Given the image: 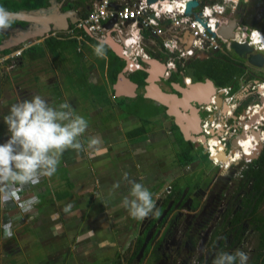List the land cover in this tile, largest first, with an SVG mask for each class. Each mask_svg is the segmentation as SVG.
Returning a JSON list of instances; mask_svg holds the SVG:
<instances>
[{"label": "rangeland", "instance_id": "374dc122", "mask_svg": "<svg viewBox=\"0 0 264 264\" xmlns=\"http://www.w3.org/2000/svg\"><path fill=\"white\" fill-rule=\"evenodd\" d=\"M242 2L243 4L238 2L236 6L237 10L238 7L241 10H239L240 14L238 16V20L241 22L242 17V19L246 20L248 24L256 23L257 26L253 27L263 30L264 28H260V26H264V0H242ZM3 4L6 5L5 7L8 9H11L14 6V0H0V5L3 6ZM247 26L251 27L249 25ZM70 42L71 41H67L66 43ZM114 47L116 46L114 45ZM34 48L37 59L30 60L27 54L21 58H18L17 56L13 58L12 61H7L6 65L4 63L5 66L2 67V71H0V130L2 131L0 144L5 143L9 138L7 125L4 123L3 117L7 115L6 113L9 112L11 105L19 102L20 100L30 99L33 95L42 96L53 106L64 101H68L76 113L83 116L88 121L89 127L85 136L82 138L85 144V150L80 151L79 153L72 149L65 151L60 157L56 173L50 178L41 177L39 179L43 182L37 186L38 188H41L38 190L42 191L40 199H45L44 208H41L40 213L43 214V211L46 209L45 211L47 213L45 211L44 212L48 214L50 219H52L51 225L48 224L42 233H31L30 230H32V227H35L36 225L35 219L34 221H31L29 225L25 226L18 223L17 230H14L10 239H5L0 236V264H18V262L23 261L21 259L24 255L29 258V261L32 264H71L73 262L71 257L78 258V250L75 247V243L79 240V237L82 234L80 233V230L77 233L73 231V229L70 231V229L83 211L85 213L83 225L84 228H86L89 225V220L93 219L91 217L93 211L92 207L94 206L87 207L83 205L84 203L81 204L76 201V198L79 196L78 190L81 192L80 197H85L87 196L86 194L90 192L91 185L89 183H86L85 187H74L72 191L69 192L67 186L62 184L66 181L75 182L77 179L79 182L80 178H77V171L80 168V164H83V162L90 164L93 161L89 156L90 150H87V138L91 137L89 128L96 124L97 117L99 116V108H97L94 104L96 103L95 100L94 102L92 101V96L98 102L100 99L98 94L95 96V93L93 92H88V94L86 93L89 86L85 84L83 73L84 75L87 73V67L90 64H95L94 67H99L101 64V58L96 55L90 56L91 54H89V51L87 52L86 50L81 53V55L77 54L70 46L66 48V51H57L53 55L51 51L49 52V50H47L43 41L36 44ZM105 56H107L106 53ZM12 62L13 65L7 67L8 63ZM188 70L189 73L192 72L191 68H188ZM249 73L250 71L247 75H249ZM252 73L255 75L257 74L255 71L250 74L252 75ZM91 74L87 75V79L89 81H91ZM101 75V79H106V73ZM125 75H128V73L125 72ZM132 79H137V76H134ZM174 80L181 83L179 76H176ZM3 91H5L4 94ZM98 91H100V89H98ZM108 94H111V92ZM124 108L125 110H130L131 112L137 111L138 108L140 111L139 114L142 115V119L154 112H160V109L158 108H155V111H153V109L151 110L150 106L142 104L141 100L133 102L131 106L126 104ZM111 109L113 111V108ZM200 116H203V114H200ZM170 119H172V117L168 115L159 116L158 118L156 117V119L151 117V122L156 120L154 123H161L162 130H155L157 127L152 125L153 123L150 124L151 128H148V124L144 123L143 127L148 128V130L146 131V134H143L144 136H138L135 141V137L129 140L128 138H125L123 134H125V132H131L136 129V127L141 126V121L137 122L133 118L129 119L126 117H120L115 125V130H118L120 135L122 133L121 137H124V141L121 142L123 145H120L127 148V150L124 149L121 152L120 158H124L129 163L127 167L128 181L132 182L138 178L144 185L145 183L143 178L147 177L149 180L148 182L155 183L154 188L156 190V194L153 193V201L155 204L153 213H150L149 216L142 221H137L132 218L130 219L133 228L132 230H136L135 233H133L134 239L131 242L132 244L130 245V248H127V250L123 251L124 253H120L119 257L116 258L115 264H137L140 262L136 258L131 263H129V260L135 250V238L140 234L143 235L145 230H147L148 236H150L152 233H155L156 228L159 226V230L161 232L164 226L168 223V228L166 230L167 236L163 241V243H165L174 235V232L171 234L173 227L177 225L181 226V224L187 227L188 224H186V217L193 214V212H196L199 208L201 209L202 206L206 205L209 201L207 189L212 188L214 185L217 187L216 192L212 191L214 199L210 202V206L213 207V209L217 203L219 204V202L225 198V201L229 204V200L231 198L230 195L234 191L233 183H231V185H227L226 177L220 178L218 172L210 166L204 155L201 154V152L198 151L194 145L190 151L192 152L191 156L193 157V161L183 167L177 164L176 157L179 153V147L177 146L175 136H170V133L167 131L168 124L171 121ZM109 139L110 142L114 140L109 137L101 138V140H104L102 144H105ZM128 141H130L129 145L127 143ZM120 145L118 146L121 147ZM137 156L146 157L145 160H148L146 166L144 164L141 167L139 166L136 160ZM88 164L84 166H86V170L91 173L90 166ZM83 170L85 171V169ZM160 173H163L162 178L159 177ZM87 176H89V173ZM209 177H211V179L214 177L216 181L212 185L208 184L205 188V184L210 180ZM194 182L199 183L198 188L200 190H205L199 198H197L196 195L197 206H199V208L195 207L194 210H190L185 207L184 204L188 202V205L192 200L193 195H195V193H192L191 195L189 194L187 196V201L183 204V206L173 209L165 220L162 221V225L158 218L161 213L167 209V207L162 209L160 207L162 200L167 196L165 193L167 187H172L174 184V187L178 185L179 188L185 187L187 184L188 186H192ZM145 186L147 188H151L149 183H146ZM220 188H222V190H220L219 194ZM61 189H63L64 196L71 197L58 201L56 196L57 194L59 195V191ZM192 191L197 192L194 191V189ZM93 193H96V191L93 190ZM51 197L53 199V201H51L52 203H47L48 199ZM109 199L110 196H106V200L109 201ZM97 202L98 204L100 203V201ZM106 202H101L102 204L99 206L104 205V207L101 208L106 210L107 204H104ZM259 211L264 212V202L260 206ZM126 215L128 216L127 212ZM209 218H211L210 214L202 220L203 222L198 228L200 229L205 227L208 224ZM193 224L194 223L192 222L190 228ZM142 225H144L143 228ZM199 229H197V231ZM97 235L103 237L102 239L107 240V238H110L109 235L111 234L107 231H99ZM158 235L159 234H157V236ZM183 235V232H177V234H175V239L182 238ZM256 241V233H254L247 224L241 241L238 245H236V249L246 252L249 256V251L253 249ZM163 247L164 246L159 247V249H161L159 253L162 252ZM99 251V249L95 250V252ZM107 251L114 252V248H109ZM103 256L107 259L105 255ZM152 256V251H150L142 259L140 264H174L175 252L172 254L170 252L166 253V259H164L161 255L158 256L161 257V261L159 262L155 261ZM170 257L174 258L171 259Z\"/></svg>", "mask_w": 264, "mask_h": 264}, {"label": "built area", "instance_id": "2783aa9c", "mask_svg": "<svg viewBox=\"0 0 264 264\" xmlns=\"http://www.w3.org/2000/svg\"><path fill=\"white\" fill-rule=\"evenodd\" d=\"M189 1L93 0L73 24L58 35L54 31L46 33L41 41L49 36L62 44L71 41L76 52L90 46L91 40L101 44L110 42L118 47L117 55L124 62L125 72L132 74L143 70V62L149 60L144 38H154L159 40V49L171 55L163 64L161 79L168 80L171 72H175L182 88L194 83L185 71L189 60L225 57L239 63L242 67L239 75H234L229 84L213 86L206 102L195 106L199 112L198 132L191 140L219 177H226L227 185H231L241 178L242 170L256 158L264 143V60L257 65L247 57L238 56L231 42L247 43L252 47L251 53L260 54L264 59V31L241 24L237 4L218 8L223 0H194L197 6L186 14ZM194 13L200 16L196 18ZM232 20H235L233 34L225 38L219 30L228 27ZM26 43L28 47L35 42L26 40ZM25 48L26 45L0 51V71ZM12 65L13 62L8 63L7 67ZM249 71L257 74L247 75ZM162 80L160 88L166 91L167 85ZM39 181L17 185L15 199L0 203L2 238H5L4 225L10 223L13 233L18 223L29 225L39 217L42 191L37 186L42 180ZM215 181L213 177L210 185ZM170 191L168 186L165 193L168 195Z\"/></svg>", "mask_w": 264, "mask_h": 264}, {"label": "crops", "instance_id": "0c3cea01", "mask_svg": "<svg viewBox=\"0 0 264 264\" xmlns=\"http://www.w3.org/2000/svg\"><path fill=\"white\" fill-rule=\"evenodd\" d=\"M60 2H62V0H60L59 3ZM47 3H46V5H47ZM46 5H44V6H46ZM3 6L5 7L6 5L3 4ZM24 6L25 5H24L23 0H14L13 8H11V9H8L7 7L6 8L10 11H16L18 9H24V10L29 9L30 10V8H25ZM44 6H42V7H44ZM68 8H65V9H68ZM65 9H61V7H60V10H65ZM82 14H84V13H82ZM76 19H77V17L75 16L74 20H76ZM15 22H19L21 25L25 24L24 21L14 20V23ZM74 22H72V24ZM39 24H42V23H39ZM59 24H61V22H59ZM69 25H71V22H68L66 28ZM65 29L50 30V31L45 32V34L48 32L50 33V32L54 31L58 35L61 31L65 30ZM45 34L42 36V38L45 36ZM3 36L6 37V34H4ZM49 37H51V36H49ZM49 37H47V38H49ZM42 38L32 39V41H34L36 44H38ZM51 38H53V37H51ZM45 39H43V41ZM35 43L33 46L36 45ZM144 43H145L144 50H145L146 54L149 56V60L143 62L144 69L142 71L145 73V77L141 81H134L132 79V75H134L137 71L132 73V74L125 75L124 67L122 68V70L116 71V70H114L115 69L114 66H112L111 68L115 72L113 71L112 72L113 75L111 74V76H109L110 71L107 68L108 67L107 56H104V58H101V64L99 67L98 66L94 67L95 64H90L87 67V73L85 75L83 73V78L86 79L85 84H87L89 86V88H87V90H86L87 91L86 93L88 94V92H93V93H95V96L98 94L99 99H100V101L98 102V101H96V99L92 95H90V96H92V99H93L92 101L94 102V100H95V102H96L94 104L97 106V108H99V111H98L99 116L97 117L96 124L89 128V131L91 132L90 136L91 137L92 136H98L100 138L109 137V138H113L114 140L110 142V139H109V140H107V142L105 144H101L99 149L96 150L95 152L90 151L89 156H90V159H92L93 161L90 164L84 163V162H83V164H80V168L77 171V174H78L77 178H80L79 182L77 181L78 180L77 179V180H75V182H73V181L67 182L66 181V182H64V184H62V185L67 186L68 192H69V191H72V189L74 187H83V186L85 187L86 186L85 184L89 183L91 185L90 192H89L90 194L88 193V194H86L87 196L80 197L81 192L78 190L79 196L76 198L77 199L76 201L81 203V204L84 203L83 205H85L87 207L94 206V207H92L93 211H92V217H91L93 219L89 220V222H88L89 225L86 228H84V225H83V221L85 219V213L83 211V213L80 214V217L78 218V220H76V222H74L72 228L70 229V231L73 229V231H75L77 233L80 230V233L82 234L79 237V240L75 243V247L79 251V252L77 251L78 258L71 257V259L73 261L71 264H115L116 258L119 257L120 253L121 254L124 253L123 251H125L127 249L128 244L133 239V233H135V231H136V230L135 231L132 230L133 228H132V223L130 220L131 218L126 215V212H125L126 210H124L123 208L117 207V205L120 203L121 199L128 194L129 188L131 187V182L123 180V174L127 173V170H128L127 167L129 165V163L124 158H122V159L120 158L121 152L124 149L127 150V148L122 147L120 144H122L121 142L124 141V137L128 138L129 140H131L135 137L134 138V141H135V139L138 136H141V133L137 134L134 137H129L128 134H131V132L129 131V132H125V134H123L124 137H121L122 133L120 135L118 130H115V125L118 122V120L120 119V117H126L129 119L133 118L137 122L141 121L142 115L139 114L140 111L138 110V108H137V111L131 112L130 110H125L124 107L126 106V104L131 106L133 104V102H137L138 100H141L142 104L150 106V108H152L153 111L156 110L155 108H157V106L163 107L159 104H156L152 100L145 98L146 87L148 85L147 79L150 76V74H152V72H153L154 76L156 77V79L154 81L155 86L157 88H160V85L158 82L159 81L161 82V80H162L161 79V73H162L163 67H164L163 64L165 63V61L168 58L171 57V55L164 53L163 51H161L159 49V46L157 45L159 43V40L146 36L144 38ZM65 44L66 43H64V45L61 44L62 47H60V48L53 49L52 54L54 55V53L57 51L58 52L66 51L67 47L65 46ZM24 45H26V49L32 46V45H30L27 47V43L25 40V41L19 43L18 45L14 46V47L6 48L7 49L6 52L12 51V50L19 48V47L22 48V47H24ZM103 45L108 46V48L110 49L112 54L119 59V57L117 55V51L115 50L116 47L113 48L114 47L113 44H111L110 42H106ZM47 50H49V52L52 51V49H50L48 47H47ZM85 50L87 52L89 51V54H91L90 56L95 55L92 45L91 46H84L80 52H76V50L73 49V51L75 53L80 54V55ZM120 61H122V60L120 59ZM91 70H92V72H91ZM104 73H106V79H101L102 78L101 74H104ZM88 74H91V81H89L87 79ZM176 76L177 75L175 72H171L169 79L165 80V81L162 80V81L170 89L171 85L173 86V84H177V85L179 84L177 81L174 80V78ZM93 80L96 82H94ZM75 89H77V88H75ZM98 89H100V91H98ZM138 89H139V92H138ZM160 90H162V88H160ZM162 91H164V90H162ZM109 92H111V94H108ZM164 92L169 93L167 91H164ZM111 108H113V111ZM165 115L166 114L164 113V116ZM159 116H162V114H160V112H159V115H157V112H154L153 114H149L148 116H145L143 119L147 122L148 120L150 121L151 117L156 119V117L158 118ZM155 121L156 120H154L152 122L153 124L151 123L152 125H155L157 127L155 130H162L160 128L161 124L160 123H154ZM156 124H158V126ZM136 128H138V127H136ZM143 130L144 131L142 132V135L145 134V132L147 131L146 127ZM101 141L104 142V140H101ZM184 141H186V140H184ZM127 143L129 145L130 141H128ZM118 145H120L121 147H119ZM114 151H116V152H114ZM198 151H200V150H198ZM191 154H192V152H190V155ZM201 154H202V152H201ZM145 159H146L145 156H141V157L137 156L136 157V160H137L140 167L143 164L146 166L148 160H145ZM125 161L127 164L125 163ZM86 164H88L90 166L91 173L88 170H86V166H84ZM83 169H85V171ZM144 171H146V170H144ZM88 173H89V176H87ZM162 176H163V173H160L159 177L162 178ZM97 178H99V179H97ZM209 179L211 180V177H209ZM143 180H144L145 184L149 183L151 185V188H148V190L152 194L153 193L156 194V192H155L156 190L154 188L155 183L154 182H152V183L148 182L149 180L147 177L143 178ZM132 182L143 184L138 178H136ZM117 183H119V185H120L119 187H115V185ZM207 183H208V181H207ZM207 183L205 185H207ZM145 184H144V186H145ZM174 185L171 187L170 194L167 195L162 200L161 206H160L161 209L164 207H168V205H170L172 202L174 203L175 200L182 201V198L184 196H186V195L188 196L189 194L191 195L192 193H196V192L192 191L193 189H194V191L200 190L198 188L199 183H197V182L193 183V185H192L193 187L191 189H189V187H191V186H188V184L185 185V187H181V188H179L178 185H176V187H174ZM59 188H61V187H59ZM93 190L96 191V193H93ZM200 192H201V190H200ZM196 194H199V193H196ZM196 194L193 195V197L195 199H196ZM106 196L107 197L110 196L109 201L106 200ZM69 197H71V196H69ZM69 197L64 196L63 189H61L59 191V195L57 194L56 199L59 201V200L67 199ZM168 197H169V199H168ZM42 199H41V206L39 209L40 215L36 220L35 227H32V230H30L31 233H37V232L42 233L45 230L46 226H48V224L51 225L52 219H50V217H48V214H46L47 213L45 211L46 209L44 210L46 213L44 211H43V214L40 213L41 208L42 207L44 208V205H45V203H44L45 199H43V200ZM166 200H168L170 204L164 205ZM51 201H53L52 197L48 199L47 203L48 202L52 203ZM97 201H100V203L98 204ZM101 202H106V203H104L105 205L107 204L106 210L104 208H101V207H104V205L99 206L102 204ZM79 209H81V208H79ZM136 225H138V224H136ZM99 231L109 232V234H111V235H109L110 238H107V240L102 239L103 237L97 235ZM163 231H164V229H162V233H163ZM102 236H104V235H102ZM109 248H114V252L107 251ZM96 249H99L100 251L95 252ZM103 255H105L107 257V259H105ZM76 259H78V260H76ZM13 260H14V258H13ZM21 260H23V261L18 262V264H32V263H30L29 258L26 255L22 256Z\"/></svg>", "mask_w": 264, "mask_h": 264}, {"label": "clouds", "instance_id": "9594fccd", "mask_svg": "<svg viewBox=\"0 0 264 264\" xmlns=\"http://www.w3.org/2000/svg\"><path fill=\"white\" fill-rule=\"evenodd\" d=\"M237 3L238 0H223L217 7H233ZM15 16L0 5V32L12 26ZM92 47L96 56L104 58L103 44ZM3 121L9 138L0 144V203L15 199L17 185L35 184L41 177H52L65 151L85 150L82 138L88 130V121L77 114L68 101L53 106L42 96L33 95L12 104ZM101 144L98 136L87 138V150L91 152L98 150ZM123 180L128 181V173L123 174ZM119 186V183L115 185ZM117 207L126 210L130 218L142 221L153 213V194L143 184L131 182L128 194ZM12 235L11 224L4 225L5 238ZM248 260V254L240 249L231 253L221 250L215 253L212 264H248Z\"/></svg>", "mask_w": 264, "mask_h": 264}, {"label": "trees", "instance_id": "16d2710c", "mask_svg": "<svg viewBox=\"0 0 264 264\" xmlns=\"http://www.w3.org/2000/svg\"><path fill=\"white\" fill-rule=\"evenodd\" d=\"M46 1L47 0H23L25 5L24 7L30 9L42 7L46 5ZM202 1L208 2L210 0ZM239 3L243 4L242 0H240ZM239 10L240 8L238 7L237 16H239L240 14ZM241 22L251 27L257 26L256 23L248 24L246 20L242 19V17ZM260 28H264V26H260ZM90 43V46L98 44L93 40H91ZM43 44H45L48 48L52 49L51 52H53V49L60 48L63 45L60 41L51 37L46 38L43 41ZM65 46H70L74 49V45L71 42L66 43ZM103 46L108 58L107 68L110 71L109 76H111V74L113 75L112 72L114 70L120 71L123 67H125V65L123 61H120V59H118L112 54L108 46ZM6 51L7 49L2 50L1 52ZM26 54L28 55L30 60L37 59L34 46H31L27 49L25 48L18 58H21ZM112 66H114V70H112ZM185 66L186 73L193 82H202L205 79H208L212 82L215 87L229 84L235 74H240L242 72V67L239 63L225 57L209 58L202 60L193 59L187 62ZM188 68H191L192 72L189 73ZM134 76H137V79H134V81H141L142 79H144L145 73L142 70L137 71L134 75H132V78ZM84 81L86 82L85 78ZM160 109L163 111L164 108L161 107ZM144 123L147 122L144 119H141V126L131 131V134H128V136L134 137L139 133L142 134V132L144 131ZM171 130L174 132L176 143L179 147V153L176 157L177 164L183 167L193 161V157L190 155V151L193 148V144L189 141H184L182 139V136L178 128L174 125V123L171 124ZM1 132L2 131L0 130V135ZM241 174V178L233 184L234 191L230 195L231 198L229 200V204L226 210L223 227H225L226 229V237L229 235L232 236V245H237L238 242H240V239L242 238V235L244 234L248 224L252 231L256 233L257 237L256 244L254 245L253 249L249 251L250 253L248 264H264V212L259 211L260 206L264 202V143L256 158L253 159L252 162L247 165L245 169L242 170ZM192 187L193 186L189 187V189H191ZM186 196L183 197L184 200ZM168 203L169 201L166 200L164 205H168ZM195 207H197L196 201L194 205H192V208ZM217 235L218 232H215L213 236V241L215 240ZM142 242V238L137 241L136 249L134 250L131 256L129 263H131L137 257ZM145 254H147V249L144 252V255Z\"/></svg>", "mask_w": 264, "mask_h": 264}, {"label": "water", "instance_id": "95a60500", "mask_svg": "<svg viewBox=\"0 0 264 264\" xmlns=\"http://www.w3.org/2000/svg\"><path fill=\"white\" fill-rule=\"evenodd\" d=\"M154 1L155 0H147L148 3ZM47 2V5L44 7L12 11L16 14L14 20L24 21L25 24L21 25L19 22H15L8 30L2 32L3 34H6V37L0 42V50L14 47L25 40L30 41L32 39L42 38L45 32L65 29L68 22L72 23L75 21L74 17L76 15L73 9L68 8L60 10V3L58 0H48ZM196 6L197 3L194 0L187 2L185 13L189 14L191 9ZM194 14H196V18L200 16L199 13ZM59 22H61V24H59ZM230 24L231 28L229 37L233 34L232 30L235 26V20H232ZM219 31L223 34L226 33L225 28H221ZM231 48L238 56L247 57L248 61L253 64L258 63L257 65H261L263 62V60L260 62L258 59L257 62L255 57L257 58L260 54L251 53L252 47L247 43L232 41ZM115 50L118 54V49L115 48ZM155 79L156 77L152 74L148 77L145 98L163 106L165 108V114L172 117L175 126L182 135V138L186 141H191L193 135L198 131V120L196 116L197 109L195 108V105L206 102L213 89L212 82L205 79L202 82H195L189 86H184L183 88L177 84H173V86L171 85L170 87L176 94H169L155 86ZM179 206L180 202L173 208L172 203L168 205L167 209L164 210L158 218L159 222L162 223L172 209H176ZM164 227V230L168 228V223ZM148 240L149 236H146L136 257L138 261L143 257Z\"/></svg>", "mask_w": 264, "mask_h": 264}, {"label": "flooded vegetation", "instance_id": "af4514ba", "mask_svg": "<svg viewBox=\"0 0 264 264\" xmlns=\"http://www.w3.org/2000/svg\"><path fill=\"white\" fill-rule=\"evenodd\" d=\"M92 2L93 0H62V2H60V7L61 9H65L68 7L73 9L76 17H78L82 15V13L85 12L89 8V5ZM3 35L4 34L0 32V42L5 38ZM178 85H182V83H179ZM165 90L169 92L170 94H176L175 92H173L171 88L169 89L168 86H167V89ZM195 106H197V104ZM157 108L160 109L161 107L157 106ZM150 109L152 110V108ZM164 113H165V108L163 109V111L160 109V114H162V116H164ZM157 115H159V112H157ZM196 116L199 122V112L198 111L196 113ZM170 120L171 121L168 124L167 131L170 133V136H175L174 132L171 130V124L174 122H173V119H170ZM148 121H147V124H148L147 127L151 128L150 124L152 122L151 121L148 122ZM156 125L158 126V124ZM148 128L146 129L148 130ZM139 137H142V134ZM208 184H210V181L207 183L205 188L208 186ZM216 190H217V187L215 185L212 188L207 189V195H208L209 201L206 203V205L202 206L201 209L199 208V206H197L196 208H199V209L196 212H193V214H191L190 216L186 217V224H188L187 227H185L183 224H181V226L177 225L173 227L171 234L174 232V235L170 238V240L163 243L164 239L167 236V233H166L167 228L163 231V233L162 231L160 232L159 230L160 226L156 228L155 233H152V235L149 236V240L145 248V250L147 249V254L150 251H152V254L154 256V257L152 256V258L157 262L161 261V257H158V256L161 255L164 259H166L167 257L166 253L170 252L172 254L175 252L174 264H194V262L195 264H212V260L216 252L221 251V250L228 251L230 253L233 252V250L236 249V245H232L233 244L232 236L229 235L226 237V229L225 227H223V222L225 220L224 218H225L226 210L228 207V204L225 201L226 198L224 200H221L219 204L217 203L214 209L213 207L210 206V202L214 199L212 196V191L216 192ZM220 190H222V188L219 189V194H220ZM204 191H205L204 189L201 190V192L200 190H198L196 193H199V194L195 193L197 195V198H199V196H201ZM197 198L195 199L194 197H192V200L190 201L188 205H187L188 202L185 203L187 201V197L185 198V200L182 198L183 202L177 200L175 201V204L172 202V208L180 202V206L178 208L182 207L183 204L185 203L184 205L186 208L190 210H194L195 208L193 209L191 208H192V205H194L195 201L197 202ZM209 214L211 215V218L208 219V224L205 227H202L199 229L198 227L201 226L203 222L202 220ZM192 222L194 224L190 228V226L192 225ZM143 227L144 225H142V228ZM197 229L199 230L197 231ZM177 232H183L184 233L183 237L175 239V234H177ZM215 232H218V235L213 241V236ZM157 234L159 235L157 236ZM146 236H148L147 230L144 231L143 235L140 234L139 236L135 238V241H136L135 249L137 246V241L142 238L143 239L142 245H143ZM133 239L131 240V242L133 241ZM131 242L128 244L127 248H130V245L132 244ZM160 246H164L161 253H159V251H161V249H159ZM147 254L145 255L143 254V257L140 259V262L137 264H140L142 259Z\"/></svg>", "mask_w": 264, "mask_h": 264}, {"label": "bare ground", "instance_id": "6f19581e", "mask_svg": "<svg viewBox=\"0 0 264 264\" xmlns=\"http://www.w3.org/2000/svg\"><path fill=\"white\" fill-rule=\"evenodd\" d=\"M230 25H231V24H229V26L226 27V28L224 27V28L226 29V31H225L226 33L223 34V33H221V31H219V33H220L221 35H223L225 38L229 37V34H230L229 32H230V28H231ZM222 32H223V31H222ZM116 47H117V46H116ZM117 48H118V47H117ZM255 59H256V60L258 59L260 62H261L262 60H264L263 57H262L261 55H259L257 58L255 57ZM258 60H257V62H258ZM254 64H255V63H254ZM256 64H258V63H256ZM260 64H261V63H260ZM152 75H154L153 72H152ZM154 77H155V76H154ZM186 126H187V124H186ZM197 132H198V131H197ZM197 132H196V133H197Z\"/></svg>", "mask_w": 264, "mask_h": 264}]
</instances>
